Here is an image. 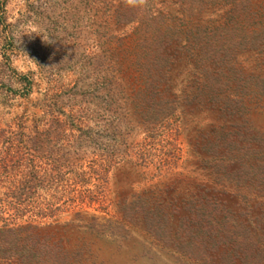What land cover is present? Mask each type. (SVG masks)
Returning a JSON list of instances; mask_svg holds the SVG:
<instances>
[{"label":"rangeland","instance_id":"rangeland-1","mask_svg":"<svg viewBox=\"0 0 264 264\" xmlns=\"http://www.w3.org/2000/svg\"><path fill=\"white\" fill-rule=\"evenodd\" d=\"M0 133L21 264H264V0H0Z\"/></svg>","mask_w":264,"mask_h":264},{"label":"trees","instance_id":"trees-1","mask_svg":"<svg viewBox=\"0 0 264 264\" xmlns=\"http://www.w3.org/2000/svg\"><path fill=\"white\" fill-rule=\"evenodd\" d=\"M12 136L13 134L10 132L1 140L9 144ZM5 149V155H7L11 149L9 145ZM21 164L20 158L7 160L5 156L0 157V169L2 171L8 167H18ZM29 166L28 174L22 173L16 177L0 173V233L11 231V227H5L9 224L12 225L16 220L24 216H33L39 220H55L58 213L62 211L61 205H64L68 200L61 199L63 197L61 195L64 191L63 188L58 190L60 191L59 196L55 197L57 188L60 185L58 180L50 178L48 182L43 183V179L39 177L40 175L33 171V169L40 166L39 160L32 161ZM38 188H44L49 191L53 189L54 192L52 191L53 193H51L52 200L43 203L41 201L39 203L36 202L39 196ZM12 250L16 249L9 242H4L0 245V264H21L19 262L22 260V255Z\"/></svg>","mask_w":264,"mask_h":264},{"label":"clouds","instance_id":"clouds-1","mask_svg":"<svg viewBox=\"0 0 264 264\" xmlns=\"http://www.w3.org/2000/svg\"><path fill=\"white\" fill-rule=\"evenodd\" d=\"M137 2V0H126V3L128 4V5H133L134 3H136ZM146 2V0H139V4H144Z\"/></svg>","mask_w":264,"mask_h":264}]
</instances>
